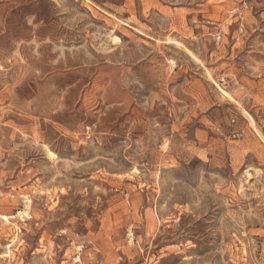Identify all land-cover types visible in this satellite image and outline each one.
<instances>
[{
    "label": "rangeland",
    "instance_id": "374dc122",
    "mask_svg": "<svg viewBox=\"0 0 264 264\" xmlns=\"http://www.w3.org/2000/svg\"><path fill=\"white\" fill-rule=\"evenodd\" d=\"M0 264H264V0H0Z\"/></svg>",
    "mask_w": 264,
    "mask_h": 264
},
{
    "label": "bare ground",
    "instance_id": "6f19581e",
    "mask_svg": "<svg viewBox=\"0 0 264 264\" xmlns=\"http://www.w3.org/2000/svg\"><path fill=\"white\" fill-rule=\"evenodd\" d=\"M196 58V57H195ZM221 91L225 94L230 96L229 92H227L225 89L221 88ZM51 152V151H50ZM52 154V153H51ZM5 219H8L7 217H5ZM16 236V235H15Z\"/></svg>",
    "mask_w": 264,
    "mask_h": 264
},
{
    "label": "built area",
    "instance_id": "2783aa9c",
    "mask_svg": "<svg viewBox=\"0 0 264 264\" xmlns=\"http://www.w3.org/2000/svg\"><path fill=\"white\" fill-rule=\"evenodd\" d=\"M218 39H221V36L220 35L218 36Z\"/></svg>",
    "mask_w": 264,
    "mask_h": 264
}]
</instances>
